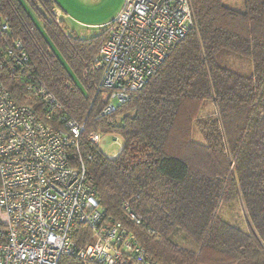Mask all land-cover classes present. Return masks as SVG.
I'll return each mask as SVG.
<instances>
[{
	"label": "trees",
	"instance_id": "trees-1",
	"mask_svg": "<svg viewBox=\"0 0 264 264\" xmlns=\"http://www.w3.org/2000/svg\"><path fill=\"white\" fill-rule=\"evenodd\" d=\"M192 1L196 29L142 89L103 115L109 97L96 89L100 75L86 72L105 29L82 39L65 32L62 18L57 23L53 0H0V21L8 17L11 28L0 31V82L17 105L41 107L24 72L8 68L6 47L21 38L29 72L66 115L85 123L81 158L102 208L155 264H264V0H245L244 11L224 0ZM234 56L249 61L251 71L236 69ZM208 102L216 111L202 115ZM94 132L123 138L116 158L91 141ZM233 200L243 203L249 232L218 216ZM127 203L140 224L128 217ZM178 232L194 245L184 246ZM91 236L79 227L81 244ZM59 264L82 262L66 256Z\"/></svg>",
	"mask_w": 264,
	"mask_h": 264
},
{
	"label": "built area",
	"instance_id": "built-area-1",
	"mask_svg": "<svg viewBox=\"0 0 264 264\" xmlns=\"http://www.w3.org/2000/svg\"><path fill=\"white\" fill-rule=\"evenodd\" d=\"M54 16L59 23L58 9ZM196 27L192 0H125L104 27L105 39L86 72L100 75L96 89L109 97L102 114L142 89ZM10 30L6 17L0 31ZM6 52L8 68L24 72L41 107L17 105L0 82V264H59L66 256L82 264H155L135 234L100 204L81 158L85 123L66 115L56 95L29 72L21 38ZM105 136L94 132L90 139L99 145ZM124 208L141 223L128 203ZM81 226L92 235L84 244L77 238Z\"/></svg>",
	"mask_w": 264,
	"mask_h": 264
},
{
	"label": "rangeland",
	"instance_id": "rangeland-1",
	"mask_svg": "<svg viewBox=\"0 0 264 264\" xmlns=\"http://www.w3.org/2000/svg\"><path fill=\"white\" fill-rule=\"evenodd\" d=\"M55 5L62 9L67 18H62V28L68 35H77L82 39H90L104 31V27L109 23L107 20L114 13L120 0H53ZM224 4L238 11L245 10V0H224ZM41 12L49 18L45 9ZM36 23L42 27V21L37 14L32 11ZM230 62L236 69L242 72H250L251 64L242 57H231ZM88 65V64H87ZM76 82L84 88L82 82L76 77ZM216 111L215 105L206 103L202 115H210ZM118 137L117 141L115 138ZM124 140L120 136L108 134L99 144L100 151L108 158L114 159L121 152ZM218 216L228 223L249 232L247 215L240 200L224 201L218 212ZM184 246H193V242L187 238L183 232H178Z\"/></svg>",
	"mask_w": 264,
	"mask_h": 264
},
{
	"label": "crops",
	"instance_id": "crops-1",
	"mask_svg": "<svg viewBox=\"0 0 264 264\" xmlns=\"http://www.w3.org/2000/svg\"><path fill=\"white\" fill-rule=\"evenodd\" d=\"M125 3V0H120L119 3L117 4V8L115 9L114 13L110 16V18L107 20V22L105 23H110L113 19H115V17L118 15V13L121 11V9L123 8V5ZM59 13L62 14V18H67L63 12H62V9H60L59 7L57 8Z\"/></svg>",
	"mask_w": 264,
	"mask_h": 264
}]
</instances>
